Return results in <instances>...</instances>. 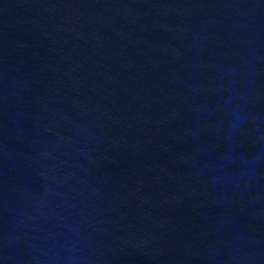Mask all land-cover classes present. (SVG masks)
I'll return each instance as SVG.
<instances>
[{"label": "water", "instance_id": "water-1", "mask_svg": "<svg viewBox=\"0 0 264 264\" xmlns=\"http://www.w3.org/2000/svg\"><path fill=\"white\" fill-rule=\"evenodd\" d=\"M0 264H264V0H0Z\"/></svg>", "mask_w": 264, "mask_h": 264}]
</instances>
